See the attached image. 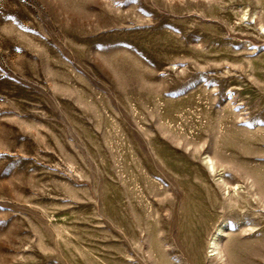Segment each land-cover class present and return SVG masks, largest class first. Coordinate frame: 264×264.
<instances>
[{
    "label": "rangeland",
    "instance_id": "obj_1",
    "mask_svg": "<svg viewBox=\"0 0 264 264\" xmlns=\"http://www.w3.org/2000/svg\"><path fill=\"white\" fill-rule=\"evenodd\" d=\"M0 264H264V0H0Z\"/></svg>",
    "mask_w": 264,
    "mask_h": 264
},
{
    "label": "bare ground",
    "instance_id": "obj_2",
    "mask_svg": "<svg viewBox=\"0 0 264 264\" xmlns=\"http://www.w3.org/2000/svg\"><path fill=\"white\" fill-rule=\"evenodd\" d=\"M216 244L214 242H212V246L214 247Z\"/></svg>",
    "mask_w": 264,
    "mask_h": 264
}]
</instances>
